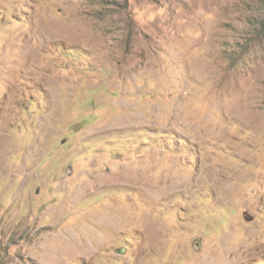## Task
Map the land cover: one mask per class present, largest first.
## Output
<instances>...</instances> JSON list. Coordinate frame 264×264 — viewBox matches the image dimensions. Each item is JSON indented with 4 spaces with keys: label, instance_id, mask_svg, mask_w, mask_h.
I'll use <instances>...</instances> for the list:
<instances>
[{
    "label": "rangeland",
    "instance_id": "rangeland-1",
    "mask_svg": "<svg viewBox=\"0 0 264 264\" xmlns=\"http://www.w3.org/2000/svg\"><path fill=\"white\" fill-rule=\"evenodd\" d=\"M0 264H264V0H0Z\"/></svg>",
    "mask_w": 264,
    "mask_h": 264
}]
</instances>
